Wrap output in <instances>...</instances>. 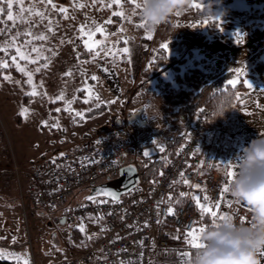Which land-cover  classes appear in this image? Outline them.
I'll return each instance as SVG.
<instances>
[{
  "label": "rangeland",
  "instance_id": "rangeland-1",
  "mask_svg": "<svg viewBox=\"0 0 264 264\" xmlns=\"http://www.w3.org/2000/svg\"><path fill=\"white\" fill-rule=\"evenodd\" d=\"M12 2L13 20H8L5 13H0V44L21 33L17 37V44L37 62L30 64L19 58L17 62L31 72L37 67L42 71V65L49 63L51 57H54L51 68L57 72L61 84L70 89L83 88L87 94L85 100H88V105L105 104L107 114L110 113L112 120H115L114 125L118 119L121 120V123L117 124L118 127L126 125L127 129L124 128L119 133L130 135L135 140L141 149V161L144 165L148 157L153 155V158L158 153L156 157L167 158L164 150L170 140L184 132L188 123V112H193L200 104H197L199 99L193 104L194 94L202 86L205 87L221 77H225L227 81H242L245 91L228 117L215 127L217 132H224L225 136L217 146L221 164L239 161L245 147L259 137L264 138V77L255 67L257 61H264V0H230L226 4L229 8L237 10L236 16L220 14L219 11L225 4L218 2L219 7L215 13L219 20L216 17L196 14L194 7H190L187 12L171 18L170 23L153 30L137 27L143 20L138 9H135L133 14L135 5L128 0H120L119 4L114 0H95V3L93 0H53L55 8L47 4L46 0ZM110 3L112 7L109 8L107 5ZM77 4L85 6L79 8L76 7ZM192 4H198L197 0H191ZM21 5L25 9L32 8L34 11L43 12L45 19L29 15L26 11L20 12ZM60 8L67 9V19L64 18L65 14L59 11ZM119 11L124 12L123 17L113 15V12ZM109 20L111 23H106ZM81 25L88 26L86 32L95 31L97 25L104 28L103 34L96 32L89 41H104L103 45L96 47V51L101 53L100 56L93 59L94 52L90 56L92 63L78 59L76 55L75 44L80 42L85 48L84 42L89 39L80 32ZM49 26L53 29L52 32L48 31ZM253 29L255 33L252 32ZM26 31H31L33 35H24ZM149 31L151 39L148 38ZM40 34L46 35L48 39H33V36ZM237 34L242 37V42H237ZM125 40L128 43H124ZM162 44H167V51L180 61L162 66L149 77H141L140 70L136 77L141 63L144 68L147 67ZM34 47L40 51L32 52ZM123 48H128L129 53L104 55L105 49L118 52ZM12 50L15 51L10 48L7 54L11 56ZM57 51L58 55H53ZM1 56L4 57L5 53L0 52ZM67 72H71V75L61 76ZM189 72L195 74L187 80L185 74ZM238 72H243V75H238ZM36 74H33L32 79ZM92 75L97 76V80H92ZM23 76L28 79L24 74ZM244 81L251 84V87ZM132 83L134 89L131 92ZM89 88L92 89L91 99L87 91ZM96 96L100 99L97 100ZM188 106H191L190 109ZM125 112L128 114L126 118L123 116ZM136 112L140 113L139 117L129 121V117ZM96 118L86 123L99 122L106 116L100 115ZM73 120L74 124L83 122L76 121L75 118ZM109 122L104 127H108ZM0 125L7 131L1 118ZM215 128H207L204 136L212 131L210 129ZM100 131L102 132V128L89 130L88 136ZM9 151L10 145L4 137L0 140L1 161L8 158ZM145 152L149 155L145 156ZM137 157L139 158L138 152ZM138 166L140 167L139 164ZM11 175L7 169L0 168V251L7 257H13V254H10L13 251L23 263L25 260L28 263L53 262L64 255H72V249L67 245L70 240L75 243L74 236L69 235L71 229L80 228L81 225L87 231L98 228L100 219L91 215L54 223L53 213L30 203L31 199L27 196L23 180L22 209L17 198L15 177ZM82 233L86 234L84 231Z\"/></svg>",
  "mask_w": 264,
  "mask_h": 264
},
{
  "label": "built area",
  "instance_id": "built-area-1",
  "mask_svg": "<svg viewBox=\"0 0 264 264\" xmlns=\"http://www.w3.org/2000/svg\"><path fill=\"white\" fill-rule=\"evenodd\" d=\"M211 113L210 107L198 106L172 158L152 178L145 180L140 175L118 200L87 199L98 184L117 177L121 167L132 164L138 168L137 143L130 135L120 134L118 127L86 136L38 161L14 164L17 198L22 209L23 180L36 207L54 214V223L89 215L101 221L94 245L48 264H174L181 253L189 252L184 234L201 217L192 199L195 192L208 196V203L218 201L220 208L228 204L224 198L220 199L221 179L215 172L205 170L201 161V140ZM183 180L189 183L184 184ZM197 184L199 188L193 187ZM83 189L87 192L82 193L81 201L74 199L60 211L69 198ZM231 216L240 224L241 216L246 218L243 224L250 220L239 211H233ZM84 241L83 237L79 243Z\"/></svg>",
  "mask_w": 264,
  "mask_h": 264
},
{
  "label": "crops",
  "instance_id": "crops-1",
  "mask_svg": "<svg viewBox=\"0 0 264 264\" xmlns=\"http://www.w3.org/2000/svg\"><path fill=\"white\" fill-rule=\"evenodd\" d=\"M58 53L59 51L55 53V56L58 55ZM52 59H54V57H51L50 62L47 63L48 67L44 68L32 79L33 84L36 86V91L40 94L36 96L27 95L28 99L26 102L23 100V98L27 92H30L32 90V85L28 84L26 82V79H21L18 75L12 73H5L0 79V118L7 128V131H4V127L0 125V140L6 137L10 145L9 156L4 161L0 160V168L7 169L10 173H12L14 177L16 175L13 168L14 164L25 165L34 161H38L88 136L89 130L102 128V131H105L113 127H118L117 124L114 125L115 120H112L110 113L107 114V110L103 111L101 114L87 118L81 123H73V119L77 117L75 113L79 112L73 107V101L77 91L80 88L76 87L70 89L61 84V80L58 78L57 72L51 68ZM143 66L144 65L141 63V65L138 67L135 75L136 77L138 76V72L144 68ZM5 75H10L11 80H5ZM64 75L65 74H61V76ZM16 81H19V83H16ZM23 81L26 82V87L24 86ZM48 81L50 86L48 85ZM133 84L134 83H132V85L130 86L131 92L134 89ZM203 87L204 86H202L201 88ZM110 88H113V84L110 85ZM60 94H63L64 99L56 100V102L53 103L52 100ZM86 96L87 94L85 93V97ZM69 101H71L70 104L68 103ZM85 105L87 109L94 107V103L92 105H88L87 103H85ZM66 107H69L70 111H65ZM22 108L28 109L27 118L20 115ZM56 109H60V111H56ZM100 115H104L106 116V118L100 120L99 122H93V124L86 123L90 120L97 119L96 117H99ZM123 116L124 118H126L128 116L127 112H125ZM45 121L48 124L47 127L45 126ZM108 122L109 126L104 127V125ZM57 123L59 124V127H52V125ZM118 128L119 131H122L124 128H126V125ZM210 131L211 132L207 133L204 137H202L201 140V161L204 164L205 170L213 171L219 176V178L221 179L219 188L221 189L224 186L225 182L229 179L225 175L226 164H230L234 172L235 168H233V163L224 162L223 164H221V157L219 156V153H217V146L221 142V138H225L224 132H217V128L210 129ZM237 149L238 148H236V151ZM140 150V147H138L139 162L142 159ZM236 151L234 152V155L236 154ZM159 168L161 167L159 166L158 169ZM138 170L140 171L139 166ZM154 174L155 171L151 173L150 177ZM24 185H26V181H24ZM194 196L200 197V202L202 204L208 203L203 200V197L205 196L203 192H195ZM224 199L228 204L227 206L218 209V213L231 215L233 211H239L250 219V213L246 210V207L241 203H236L234 198H232L230 191L224 194ZM30 203L33 204L32 200L30 201ZM195 206L200 212L196 201ZM60 222L64 221L60 220ZM100 226L101 221L96 230H84L86 234L82 233V231H80V228L78 227H74V230H70L69 235L70 237L74 236L73 239L75 240V243L71 242L70 240V242H68L67 244L68 247L72 249V255L84 250L88 246H92L95 244L99 236ZM201 226L204 227V224L200 219L195 225V228ZM83 237L85 238V241L83 243H79V240ZM89 237H91V239H89ZM2 240L7 241L5 239ZM69 244H72V246L70 247ZM189 252L193 253L194 255L196 250L191 248ZM10 254H13V257L8 258L15 259L21 264H25L21 261L20 257L14 254L13 251ZM10 254L8 253V255ZM5 257H7V255H5ZM65 257V255L62 256V258ZM33 263L48 264V261H41L40 263H36L35 261H33ZM150 264L161 263L152 262ZM174 264H181V256ZM262 264H264V259H262Z\"/></svg>",
  "mask_w": 264,
  "mask_h": 264
},
{
  "label": "clouds",
  "instance_id": "clouds-1",
  "mask_svg": "<svg viewBox=\"0 0 264 264\" xmlns=\"http://www.w3.org/2000/svg\"><path fill=\"white\" fill-rule=\"evenodd\" d=\"M211 3V2H210ZM139 16L148 30L168 24L176 13H185L191 0H138ZM208 17H218L211 7ZM235 176L230 194L250 213L247 224L231 219L205 225L200 235L203 247L196 250L191 264H262L264 251V138L259 137L245 147L242 158L232 161Z\"/></svg>",
  "mask_w": 264,
  "mask_h": 264
},
{
  "label": "trees",
  "instance_id": "trees-1",
  "mask_svg": "<svg viewBox=\"0 0 264 264\" xmlns=\"http://www.w3.org/2000/svg\"><path fill=\"white\" fill-rule=\"evenodd\" d=\"M229 1L230 0H197L200 7L194 8V11L196 14L205 15L206 9L210 8L211 3H212L213 11L215 12L217 10V7H219L218 2H220V3L225 4L220 9V11H219L220 14H222L224 16H236L237 10L229 8L226 4ZM256 1H262V0H256ZM255 29H253L252 32L255 33V31H254ZM75 48H76L77 57L79 59L87 60L89 63L93 62V59L92 58L90 59V56L92 55L93 52L87 51L86 48H84L80 42H77L75 44ZM12 54L13 55L16 54L15 51L12 50ZM12 54H11V56H12ZM11 56L9 54H7V55L5 54L4 57L3 56L0 57V58H3L5 60H8V62H9V67L0 68V79H1V77H3V75L5 73L16 74L21 79L24 78L22 72L18 71L16 69L15 65L12 64V61L10 59ZM44 61H42V62H44ZM175 61H180V60H177V57H175L173 54H170L167 50L159 47L157 49L153 59L150 61L149 65L141 70L140 75H141V77H149V76H151V74L155 73L162 66H164L168 63H173ZM255 67L259 71L261 76L264 77V61H257L255 64ZM173 68L175 70L177 69L175 65L173 66ZM34 73L36 74L37 72L34 71ZM194 74H195L194 72H189V73L185 74V79H187V80L190 79ZM23 84L25 87L27 86L25 81H23ZM226 85H227L226 78L221 77V78H218V79L214 80L213 82L209 83L207 86L201 88L200 90H198L194 94V99L192 100L193 104L196 100L199 99L200 102L198 101L197 104L198 103H200V104H198V106H202V105L208 106L212 110L210 118L207 122V128H215V127L219 126L221 124V122L224 121L228 117L232 108L237 103V100L240 97H242L245 93L244 87L242 85V81L237 82V85L235 88H231L227 91H221L222 89H224L226 87ZM27 99H28V96L25 95L23 100L26 102ZM84 101H85V91L83 89H79L76 93L75 98H74L73 107L79 112L82 111L83 117L75 118L76 121H83L84 118L93 117V116L101 113L102 111H104L106 109V105L103 103L99 104V106H94V107H91L89 109H86L85 108L86 105H85ZM193 104H191V105H193ZM194 106H192V108H194ZM189 107H191V106H188V108ZM221 109H223V111H221ZM188 113H189L188 114V123L186 125L184 132L180 136H177L173 140H170L168 146L166 147V150H164L166 152L167 158L165 159L164 156L163 157H156L159 155V153H158L153 158H152L153 155L148 157V161L145 165L141 161V163L139 164L140 165L139 169H140L141 176L143 179L148 180V179L152 178L154 175L150 177L151 173L153 171H155V173H156L158 170H160L161 168H163L166 165L167 161H169L172 158L173 154L175 153V150L177 149V147L180 145V143L183 141V139L185 137V134H186V131L189 127L190 121L192 120L194 111L193 112L189 111ZM160 156H162V155H160ZM159 166L161 168L158 169ZM86 192H87V190H85V189L78 190L76 192L75 196L69 198L68 201L64 205H62L60 211H63L68 205H70L72 202H74V199H75V202L81 201L83 199L82 193H86ZM27 196L30 197L28 194H27ZM32 202L35 205L34 200H32ZM200 219H201V221H203L204 226L211 223V218L208 216H201ZM0 264H21V263L15 259L6 257V258L0 259Z\"/></svg>",
  "mask_w": 264,
  "mask_h": 264
},
{
  "label": "snow or ice",
  "instance_id": "snow-or-ice-1",
  "mask_svg": "<svg viewBox=\"0 0 264 264\" xmlns=\"http://www.w3.org/2000/svg\"><path fill=\"white\" fill-rule=\"evenodd\" d=\"M93 2L95 3V0H93ZM115 3L119 4L120 0H114ZM128 2L130 3H134L135 5V8L133 10V14H135V9H139L140 5L138 4V2H136V0H128ZM46 3L51 5L53 8L56 7L55 4H53V0H46ZM85 5L83 4H77L76 7H79V8H82L84 7ZM107 7H112V4H108ZM190 7H194V8H199L200 6L198 4H192ZM12 8H13V2L12 0H0V13H5L7 15V19L8 20H13V14H12ZM19 10L20 12H28L29 15H33V16H38L40 17L41 20L45 19V14L39 10H33L32 8H28V9H25L23 8V6L21 5L19 7ZM59 11L61 13H64V18L67 19L68 16H67V9L66 8H60ZM113 15L114 16H121L123 17L124 16V12L123 11H119V12H113ZM181 13H176L175 16H180ZM217 20H219V17H216ZM106 23H111V21H107ZM205 23H207V21H205ZM88 26L87 25H81L80 26V32L82 33V35H86L88 36V40H85L84 44H85V48L87 51L89 52H94L95 55L93 56V59H95L96 57H99L100 56V51H96V47L97 46H101L104 44V41H93L92 43H89L90 40H92V38L95 36V33L96 32H100V33H104V28L103 26L101 25H97L95 27V31H85V29L87 28ZM137 27H145V22L143 21L142 23L138 24ZM48 31L49 32H52L53 29L49 26L48 27ZM121 31H123V29H121ZM21 35V33H17L16 36H13L11 38L10 41H4L3 44H0V52H4L6 55L8 53V50L10 48H14L15 49V55L11 56L10 59L12 61V64L15 65L16 69L20 72H22L25 76H27V83L32 85V90L30 92H27L26 95H30V96H36V95H39L40 93H38L36 91V86L33 84V80H32V77H33V72L31 71H27L26 70V66L25 67H22L18 62H17V58H19L20 60H25L27 61L28 63H36L37 61L36 60H33L30 56V54H27L25 51L22 50V47L19 46L17 44V37ZM24 35H28V36H32V32L31 31H26L24 33ZM148 38L151 39V31L148 32ZM33 39H39V40H46L48 39V37L44 34H40V35H37V36H33ZM105 39H107V37H105ZM237 42H242V37L237 34ZM28 43H31V41H28ZM61 43H63V41H61ZM124 43H128L127 40L124 41ZM161 48L167 50L168 49V45L167 44H162L161 45ZM40 50L38 48H32V52H39ZM49 51H51L49 49ZM119 53H122V54H128L129 53V49L128 48H123V49H120L118 50V52H113L111 49H105L104 50V55L105 56H109V55H112V56H116L117 54ZM53 55H55V53H53ZM37 59H39V56L37 57ZM45 59H48L47 57H45ZM9 67V62L8 60H5L3 58H0V68H7ZM43 68H47L48 67V64L45 63L42 65ZM35 72H39L41 71V68L40 67H37L35 70ZM104 71H107V69H104ZM238 75H243V72H238L237 73ZM65 75H71V72H67L65 73ZM4 79L5 80H11V76L10 75H5L4 76ZM91 79L92 80H97V76L95 75H92L91 76ZM16 83H19V81H16ZM244 83L247 84V81H244ZM237 85V80L233 79V80H228L227 81V85L224 89H222L221 91H227L231 88H235ZM248 87H251V84H247ZM41 87H42V84H41ZM87 91L89 92V99H91V93H92V89L89 88L87 89ZM46 95V93H45ZM64 99V96L63 94H60V95H57L53 100L52 102L55 103L56 100H63ZM96 99L99 100L100 97L99 96H96ZM85 103H88V100H85L84 101ZM69 104L71 103V101L68 102ZM99 106V105H97ZM56 111H60V109H56ZM65 111H70V108L69 107H66L65 108ZM221 111H223V109H221ZM20 115L27 118L28 116V109L27 108H22L21 109V112H20ZM76 116H79V117H83V114L80 113V112H76L75 113ZM45 126L47 127L48 124L47 122L45 121ZM52 127H59V124H54L52 125ZM161 151H163V149H161ZM63 155V154H61ZM145 156H148L149 153L148 152H145L144 153ZM53 163H55V161H53ZM235 172L232 170V166L230 164H226L225 166V175L229 178L224 186L220 189V199L223 200L224 198V194L228 193L230 191V185H231V182H232V179L233 177L235 176ZM181 177L184 176V173L181 172L180 173ZM183 183L184 184H188L189 181L187 180H183ZM193 187H196V188H199L200 185H194ZM101 194L103 195H111L112 196V199L113 200H118V197H116L114 194H111V193H107V192H103L101 191ZM181 196H185L186 194L185 193H181L180 194ZM87 199L89 200H94L95 197H87ZM169 199H171V197H169ZM192 199H194L196 201V204L197 206L199 207L200 209V214L201 216H208L211 218V224L213 226H219V223L218 222H224V221H228L231 219V216L229 215H226V214H223V213H218V209H220V203L217 201L215 202L214 204L213 203H201V198L200 197H192ZM203 200L205 202H208L209 201V197L208 196H204L203 197ZM236 203H239L237 201H235ZM215 209V210H214ZM246 210L248 211V209L246 208ZM168 212L169 214L171 215L172 212H173V209L170 207L168 209ZM102 219V217H101ZM241 223L243 224L246 220L245 217L241 216ZM205 230V228L203 226L201 227H198V228H193L189 231H187L185 234H184V239H185V242L189 245L190 248L192 249H195V250H198L200 248L203 247L202 243L200 242V235L201 233H203V231ZM80 231H84V228L83 226L81 225L80 226ZM89 239H91V237H89ZM259 255L261 256L262 259H264V251H261L259 253ZM2 258H6L5 257V253L3 251H0V259ZM193 258V253H190V252H183L181 253V264H191V260ZM25 264H28L27 260H25ZM122 264H131V262H122Z\"/></svg>",
  "mask_w": 264,
  "mask_h": 264
},
{
  "label": "water",
  "instance_id": "water-1",
  "mask_svg": "<svg viewBox=\"0 0 264 264\" xmlns=\"http://www.w3.org/2000/svg\"><path fill=\"white\" fill-rule=\"evenodd\" d=\"M139 114H140L139 112L132 114L128 120L131 121L138 118ZM120 123L121 120L119 119L116 120V124H120ZM140 175L141 172L138 170V168L135 165L132 164L125 165L121 167L117 177L98 184L94 188V191L90 194V196L103 197L113 200L111 195H103L101 194V191L111 193L114 194L116 197H119L121 194L126 193L136 184V182L139 180ZM61 220L64 221V219Z\"/></svg>",
  "mask_w": 264,
  "mask_h": 264
}]
</instances>
